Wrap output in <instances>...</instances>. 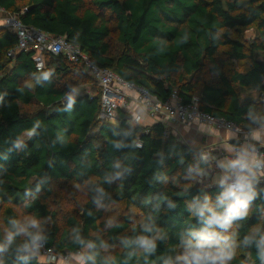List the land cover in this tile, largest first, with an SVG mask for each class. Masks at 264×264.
Here are the masks:
<instances>
[{
    "label": "trees",
    "instance_id": "obj_1",
    "mask_svg": "<svg viewBox=\"0 0 264 264\" xmlns=\"http://www.w3.org/2000/svg\"><path fill=\"white\" fill-rule=\"evenodd\" d=\"M0 7L28 27L65 37L160 102L174 92L185 103L198 96L202 111L243 131L264 124L261 97H242L264 90V0H0ZM112 21L118 55L109 42ZM16 47V36L0 29L1 264H46L28 252L36 235L81 264H182L189 242L207 231L217 234L214 246H229L225 264H264V184L255 186L245 215L224 227L209 224L211 213L201 217L198 209L207 203L222 211L226 186L198 183L209 167L202 149L178 142L160 122L131 125L123 111L117 125L98 121L100 93L73 97L70 84L60 85L72 72L89 76L81 67L47 53L39 73L34 52L8 57ZM33 105L37 111H26ZM58 185L73 187L74 198L85 193L65 228L50 208ZM119 204L140 218L107 228L106 209ZM19 212L41 227L22 228ZM140 238L155 247L146 250Z\"/></svg>",
    "mask_w": 264,
    "mask_h": 264
},
{
    "label": "built area",
    "instance_id": "obj_2",
    "mask_svg": "<svg viewBox=\"0 0 264 264\" xmlns=\"http://www.w3.org/2000/svg\"><path fill=\"white\" fill-rule=\"evenodd\" d=\"M0 29H5L17 38V47L8 53V57L14 58L16 54L20 52H34L33 61L36 71L41 73L46 66L45 55L47 53L58 57L64 56L70 63L81 67L90 77H92L100 88V105L101 109L98 114V121L108 122L117 119V114L120 109H129L128 93H136V104L145 108L150 117L163 125L172 124H191L194 122H200L216 127L220 130H230L237 135H241L242 132L235 126L234 123L228 122L225 119H217L213 115L204 112L200 109V98L194 96L189 103H185L183 98L174 92L169 100L166 102L158 101L147 90L126 83L119 76H117L112 70L107 68H101L94 64L90 58L82 52L78 45L69 42L63 36H56L46 33L42 30L28 27L20 20L18 14L12 15L6 12L0 7ZM264 85V82H263ZM261 100L264 105V90L261 94ZM142 121L141 116L132 118L131 125L136 124L138 126ZM264 127V124L257 128ZM228 144H230L228 142ZM138 147H142L141 143H138ZM234 155L241 157V149L234 147ZM251 154H254L252 156ZM249 161L254 162L251 171L245 170L244 175L251 172L254 175V180L248 179V187L245 188V192L248 195H252L255 190V186L258 184H264V175L262 174L264 153L258 149H253L243 156ZM202 159L208 162V157L204 155ZM220 168V172H221ZM206 171V170H205ZM203 172L198 178V183L202 185H210L209 180L212 179V175L209 172ZM228 180L227 185L234 184L236 182V172L233 174H226ZM225 175L222 176V180ZM28 252L41 258L46 264H57L62 262L64 264H70L74 259V254L67 253L60 255L54 252V250L47 246L45 241H36L33 243ZM82 252H78L80 256Z\"/></svg>",
    "mask_w": 264,
    "mask_h": 264
},
{
    "label": "crops",
    "instance_id": "obj_3",
    "mask_svg": "<svg viewBox=\"0 0 264 264\" xmlns=\"http://www.w3.org/2000/svg\"><path fill=\"white\" fill-rule=\"evenodd\" d=\"M248 32L249 31H247L246 33ZM242 97L243 98H249V97L256 98V97H261V94L259 95L257 94L256 91L247 90L243 93ZM135 99H136V93L129 92L128 102H129L130 107L128 109L129 110L128 113L130 114L131 118H134L136 116H141L142 121L139 124L141 127H149V126L154 125L157 121L149 116L145 108L136 104ZM116 120L118 122V119ZM129 123L132 124L130 117H129ZM133 125H136V124H133ZM164 126L167 130V134H172L173 136H175L178 142H181L184 145H188V146L198 148V149H203V150L211 149L213 159H216V158H219V159L213 160V166L208 161L209 167L206 171L211 173V175L214 177L215 174L211 172L210 169H212V171L214 169L218 170V173H220L219 175L221 176V179L223 175H226V174L230 175L235 172V171L227 172L221 166L222 164H225L228 161H234L239 158L234 155V152L232 150L234 147L241 149L242 156L246 155L248 152H251V150L253 149H258L255 144H259L262 148H264V127L255 128V129H252L251 131H243L241 128L235 125L242 132L241 135H237L233 131L220 130L214 126L202 124L200 122H194L191 124L168 123V124H165ZM228 142L230 144H228ZM219 153L221 154L219 155ZM224 153L227 154L228 157L224 156L223 155ZM204 154L207 155L206 152ZM251 155L254 156V154H251ZM220 168L222 169L221 172H220ZM262 174L264 175V162H263ZM245 176H247L249 180H252V181L254 180V175L251 172H248V174H246ZM219 184H221V182H219ZM80 262L81 261L79 258H75L71 261L70 264H81Z\"/></svg>",
    "mask_w": 264,
    "mask_h": 264
},
{
    "label": "clouds",
    "instance_id": "obj_4",
    "mask_svg": "<svg viewBox=\"0 0 264 264\" xmlns=\"http://www.w3.org/2000/svg\"><path fill=\"white\" fill-rule=\"evenodd\" d=\"M50 73H45L43 78L47 79ZM254 162L247 160L243 156L234 160L228 161L221 166L228 172H236V182L227 185L225 191L219 198V203L222 206V211H216L207 203L198 209V214L203 217L205 211L210 212L211 216L208 218L209 224L219 225L224 227L232 221V219L245 215L244 209L247 207V201L251 198L244 190L248 187V178L244 175V171H251ZM228 176L225 175L222 184H226ZM35 226V221L32 222ZM150 231L151 229H146ZM214 231H207L201 234V239L194 246L189 242V250L183 257H178L184 261V264H225V261L231 259L230 249L227 243L223 246L216 245ZM12 236L9 235L8 240L11 241ZM38 235L33 236V242L39 240ZM146 250L155 247L154 241L146 238H140L138 241ZM261 245H264V239L261 240ZM2 250V249H0ZM262 256H264V249H262Z\"/></svg>",
    "mask_w": 264,
    "mask_h": 264
},
{
    "label": "rangeland",
    "instance_id": "obj_5",
    "mask_svg": "<svg viewBox=\"0 0 264 264\" xmlns=\"http://www.w3.org/2000/svg\"><path fill=\"white\" fill-rule=\"evenodd\" d=\"M115 24H116L115 21H112V27L114 31L110 37L109 42L111 45L112 52L118 55L121 53L122 48L116 41L117 32L115 30ZM245 35L247 39H252L254 37V33L252 30H249V32L246 33ZM243 66L244 65L241 63L237 64V67H240V69H243ZM24 84H27L29 86L33 85L32 81H25ZM64 84H70L73 87L72 92L69 94V96L74 97L76 95L83 94L86 92H89L92 95L100 93V88L98 84L90 76H86L78 72H72L69 76H66L63 79H61L60 85L63 86ZM38 108L39 107L37 105H33L30 107H27L26 111L33 113L37 111ZM121 111L129 114L128 109H120L118 111L117 118L119 116V113H121ZM129 117L132 120L130 114H129ZM109 123L111 125L118 124L117 120H111L109 121ZM27 137H28L27 135H24L22 141H24ZM203 152L204 153L206 152L208 161L210 162V164H212V166H213V160L219 159V158L213 159L211 149H205L203 150ZM220 154L221 153H219V155ZM223 155L228 157L227 154L225 153ZM210 170L211 172L215 174V176L212 179H210L208 183H210L211 185L219 184V182H221L220 181L221 176L219 175L220 173H218V170L216 169H214L213 171L212 169ZM224 170L226 171L225 168ZM71 189H73V187H71L70 185L68 186L58 185L55 189V196L51 199L50 208L56 214V217L58 219V224L61 228L66 227V221L71 215H75L77 212L81 210V205L83 204L85 200V193L83 192V190L80 192L77 198H74L73 193L71 192ZM19 213H20L22 228H24L26 225H29L30 227H33L36 229L41 227L42 225L41 221H37L33 219L32 217L22 214V212H19ZM128 216H132L134 221L137 222L140 218V213L135 209L126 210L123 204L113 205L106 209V215L104 219L105 225L107 228H110L114 225L124 222V218H127ZM33 221H35V226H33L32 224ZM0 224H1V220H0ZM180 262L184 264V261L181 259H180Z\"/></svg>",
    "mask_w": 264,
    "mask_h": 264
},
{
    "label": "water",
    "instance_id": "obj_6",
    "mask_svg": "<svg viewBox=\"0 0 264 264\" xmlns=\"http://www.w3.org/2000/svg\"><path fill=\"white\" fill-rule=\"evenodd\" d=\"M219 185H222V183H221V184H219Z\"/></svg>",
    "mask_w": 264,
    "mask_h": 264
}]
</instances>
